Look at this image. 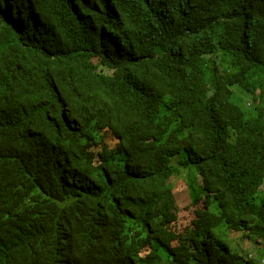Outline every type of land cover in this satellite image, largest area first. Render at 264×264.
Segmentation results:
<instances>
[{"label":"trees","instance_id":"1","mask_svg":"<svg viewBox=\"0 0 264 264\" xmlns=\"http://www.w3.org/2000/svg\"><path fill=\"white\" fill-rule=\"evenodd\" d=\"M263 186L264 0H0V264H260Z\"/></svg>","mask_w":264,"mask_h":264},{"label":"rangeland","instance_id":"2","mask_svg":"<svg viewBox=\"0 0 264 264\" xmlns=\"http://www.w3.org/2000/svg\"><path fill=\"white\" fill-rule=\"evenodd\" d=\"M90 45V44H89ZM243 99L247 100L245 97L234 96V101L240 107L245 109L249 108L251 102L249 100L246 101V107ZM239 100H242L239 102ZM173 192H178L177 200V221L173 224V229L177 232H184L190 230L193 226V221L197 218L196 211L199 208H204L205 204L203 201L199 202L196 205L191 204V200L189 196L183 195L187 190L185 183L178 182L176 184H172ZM264 192V186L262 188ZM215 236L222 238L226 241V243L231 247V249L239 254H241L246 259H250L255 261V257L258 256L260 264H264V241L260 242L258 240V244L253 241L252 238H249L243 232H233L227 228L225 224L220 225L218 228L213 230ZM178 242H175L174 245H177ZM251 255L253 257H251Z\"/></svg>","mask_w":264,"mask_h":264}]
</instances>
